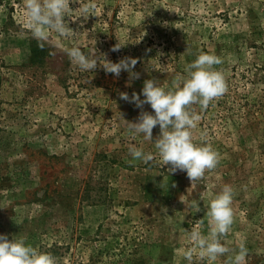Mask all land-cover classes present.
Returning <instances> with one entry per match:
<instances>
[{"label": "rangeland", "instance_id": "374dc122", "mask_svg": "<svg viewBox=\"0 0 264 264\" xmlns=\"http://www.w3.org/2000/svg\"><path fill=\"white\" fill-rule=\"evenodd\" d=\"M70 2L76 32L38 42L23 20L25 0H0V234L24 237L57 264H189L185 229L207 235L210 201L229 184L234 221L220 239L232 252L211 264H228L241 243L246 264H264V0ZM83 4L95 6L87 19ZM73 46L113 62L136 58L139 78L99 61L82 71ZM201 52L222 58L215 67L227 90L193 106L195 142L220 160L192 182L163 164L153 141L130 135L128 122L154 110L120 93L144 99L148 79L172 86ZM133 144L153 159H134ZM191 264L209 262L194 253Z\"/></svg>", "mask_w": 264, "mask_h": 264}, {"label": "clouds", "instance_id": "9594fccd", "mask_svg": "<svg viewBox=\"0 0 264 264\" xmlns=\"http://www.w3.org/2000/svg\"><path fill=\"white\" fill-rule=\"evenodd\" d=\"M70 0H25L23 20L31 30V34L38 42L46 41L50 32L62 36H71L74 31L66 17L70 16L73 8ZM94 5L83 4L78 11L81 17L87 19ZM43 46V44H41ZM120 43L114 46L118 50ZM72 62L82 71L94 70L99 63L104 70L119 76L122 70H127L130 77L139 78V73L133 68L137 59L127 57L119 62L110 61L103 56L82 50L79 46L68 49ZM222 63V58L214 53L201 52L195 60L186 65L185 74L177 73L172 86L160 84L156 79L144 82L142 93H133L129 97L127 92H121L124 100L134 102L143 109V105L150 104L153 112L141 111L138 122H128L131 136L143 134V139L153 141L155 149L163 164L171 163V171L186 170L192 182L205 177L206 172L217 167L220 154L211 144L195 142L194 129L198 127L201 115L194 105L201 109L207 108L209 103L221 96L227 90L225 73L215 65ZM159 125L161 134L153 137V129ZM134 159L150 161L152 152H145L142 146L135 144L129 147ZM234 189L225 184L222 190L210 201L207 209L209 217V231L203 234L198 227L188 232L192 246L183 251V256L189 264L194 253L199 258H206L209 264L218 260L225 253L232 252L226 244L221 243V237L228 233L234 221L232 207ZM193 205H200L193 201ZM248 249L241 243L239 250L227 257L228 264H246ZM0 264H57V258L50 252H44L26 243L24 237L9 240L5 234H0Z\"/></svg>", "mask_w": 264, "mask_h": 264}]
</instances>
